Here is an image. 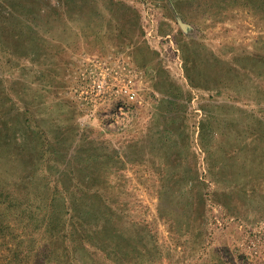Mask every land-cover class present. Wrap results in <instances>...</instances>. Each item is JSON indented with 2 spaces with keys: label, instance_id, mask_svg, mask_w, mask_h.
Returning a JSON list of instances; mask_svg holds the SVG:
<instances>
[{
  "label": "rangeland",
  "instance_id": "rangeland-1",
  "mask_svg": "<svg viewBox=\"0 0 264 264\" xmlns=\"http://www.w3.org/2000/svg\"><path fill=\"white\" fill-rule=\"evenodd\" d=\"M127 35L164 56L154 80ZM221 60L233 67L226 88ZM224 99L264 104V0H0V264H132L148 230L163 264H211L213 250L264 264L263 222L241 238L223 219L209 224L207 249L178 255L150 164L107 157L127 123L160 122L171 139L173 122L197 126Z\"/></svg>",
  "mask_w": 264,
  "mask_h": 264
},
{
  "label": "crops",
  "instance_id": "crops-1",
  "mask_svg": "<svg viewBox=\"0 0 264 264\" xmlns=\"http://www.w3.org/2000/svg\"><path fill=\"white\" fill-rule=\"evenodd\" d=\"M127 39L120 41L124 47L132 48L144 80H154L160 74L164 56L140 36L127 35ZM222 63L217 79L220 87L226 88L233 67L226 60H221ZM235 65L254 71L252 66L238 60ZM224 100L214 103L213 108L206 107L197 126L185 120L173 122L171 139L165 138L160 122H151L140 132L135 130L142 129L143 123H127L121 133L129 130L128 134L115 133L117 144L107 153L113 168L150 164L159 178L157 214L167 226L170 244L178 255L187 250L204 252L207 248L200 249L199 242L204 237L207 241L209 233L214 232L209 224L219 225L222 219L227 228L241 231L240 238L246 223H264V104ZM152 124L155 131L150 132ZM194 127L197 130L193 132ZM142 175L147 172H140L139 176ZM214 204L220 207V215L215 218L208 211V206ZM146 238L145 245L140 244L126 258L138 264L146 252L156 250L157 255H146V262L163 264L166 254L158 244L157 234L148 230ZM223 254L227 253L213 250L207 260L211 264H236Z\"/></svg>",
  "mask_w": 264,
  "mask_h": 264
},
{
  "label": "built area",
  "instance_id": "built-area-1",
  "mask_svg": "<svg viewBox=\"0 0 264 264\" xmlns=\"http://www.w3.org/2000/svg\"><path fill=\"white\" fill-rule=\"evenodd\" d=\"M131 97H134V93H133V94H131Z\"/></svg>",
  "mask_w": 264,
  "mask_h": 264
}]
</instances>
